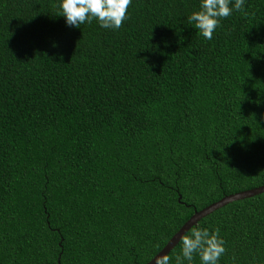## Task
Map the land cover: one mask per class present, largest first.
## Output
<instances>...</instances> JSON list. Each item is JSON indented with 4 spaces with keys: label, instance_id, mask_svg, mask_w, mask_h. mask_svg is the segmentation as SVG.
I'll list each match as a JSON object with an SVG mask.
<instances>
[{
    "label": "trees",
    "instance_id": "1",
    "mask_svg": "<svg viewBox=\"0 0 264 264\" xmlns=\"http://www.w3.org/2000/svg\"><path fill=\"white\" fill-rule=\"evenodd\" d=\"M58 5L0 0V264H145L264 185V0L211 40L200 0H132L115 31ZM197 225L264 264V192Z\"/></svg>",
    "mask_w": 264,
    "mask_h": 264
},
{
    "label": "clouds",
    "instance_id": "2",
    "mask_svg": "<svg viewBox=\"0 0 264 264\" xmlns=\"http://www.w3.org/2000/svg\"><path fill=\"white\" fill-rule=\"evenodd\" d=\"M132 0H59L60 14L65 24L80 28L85 23L96 20L100 28L118 30L127 19V11ZM246 0H200L199 10L188 17L189 25L211 40L213 33L220 26L222 18H227L233 11H241ZM264 119V114L261 116ZM181 251L176 256V264H195L194 256L198 255L199 264H220L225 254V241L220 229L211 231L208 227L197 225L190 234L182 235ZM171 257H156L155 264H170Z\"/></svg>",
    "mask_w": 264,
    "mask_h": 264
},
{
    "label": "water",
    "instance_id": "3",
    "mask_svg": "<svg viewBox=\"0 0 264 264\" xmlns=\"http://www.w3.org/2000/svg\"><path fill=\"white\" fill-rule=\"evenodd\" d=\"M261 192H264V185L226 195L221 199L205 206L204 208L196 210L191 215V217L180 227V229L169 239V241L164 245V247L145 264H155L154 260L156 257L166 255L178 243L180 237L185 232H187L192 225L196 224L200 218L206 216L207 214L220 208L221 206H224L225 204L231 201L247 198Z\"/></svg>",
    "mask_w": 264,
    "mask_h": 264
}]
</instances>
